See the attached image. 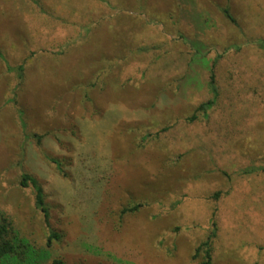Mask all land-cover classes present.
I'll return each instance as SVG.
<instances>
[{"label": "rangeland", "instance_id": "374dc122", "mask_svg": "<svg viewBox=\"0 0 264 264\" xmlns=\"http://www.w3.org/2000/svg\"><path fill=\"white\" fill-rule=\"evenodd\" d=\"M258 39L264 0H0V212L44 264H200L213 222L212 264H264Z\"/></svg>", "mask_w": 264, "mask_h": 264}, {"label": "trees", "instance_id": "16d2710c", "mask_svg": "<svg viewBox=\"0 0 264 264\" xmlns=\"http://www.w3.org/2000/svg\"><path fill=\"white\" fill-rule=\"evenodd\" d=\"M222 12L230 21L235 22L233 17L230 15L227 7H224L222 9ZM257 45L264 51L263 39H258ZM0 58H3L1 54ZM214 62H216V60ZM7 69L9 71H15L20 78L23 70V65L20 64L15 67L7 66ZM208 87L211 93V97L199 103L195 108V111L200 112L205 118L208 117L209 111L216 104L218 95L216 80L213 71L210 72ZM22 126H24L23 123ZM36 138H40V136H37ZM257 171H264V164L260 166L246 167L241 171V173L247 174ZM19 184L21 185V187L30 186L31 188H33L35 206L42 212L45 222L48 223L49 210L45 202V194L43 188H41V184L34 176L27 173L21 175ZM140 206L141 204L137 203L132 206L123 208L121 212H134L138 210ZM60 236L61 235L59 233L51 230L46 240V247H35L27 238L21 236L19 232L14 228L10 219L7 216L3 215L2 212H0V264H44L50 258V251L48 247L51 245V242L53 240L59 239ZM215 237L216 228L213 222L212 229L208 233L207 237L195 248L194 257L199 255L202 257L200 264H212V244ZM51 264H64V262L60 258H54L51 260Z\"/></svg>", "mask_w": 264, "mask_h": 264}]
</instances>
